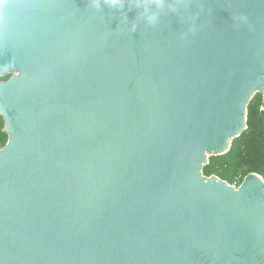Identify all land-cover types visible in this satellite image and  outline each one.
<instances>
[{
	"label": "water",
	"instance_id": "obj_1",
	"mask_svg": "<svg viewBox=\"0 0 264 264\" xmlns=\"http://www.w3.org/2000/svg\"><path fill=\"white\" fill-rule=\"evenodd\" d=\"M143 11L0 0V264H264V179L203 173L264 111V0Z\"/></svg>",
	"mask_w": 264,
	"mask_h": 264
},
{
	"label": "trees",
	"instance_id": "obj_2",
	"mask_svg": "<svg viewBox=\"0 0 264 264\" xmlns=\"http://www.w3.org/2000/svg\"><path fill=\"white\" fill-rule=\"evenodd\" d=\"M9 78H0V81H7ZM261 106L262 95L257 94L248 106L247 130L232 141L228 153L209 159V165L203 170L205 176L215 175L236 187L251 173L264 179V111ZM4 127V119L0 117V149L8 141Z\"/></svg>",
	"mask_w": 264,
	"mask_h": 264
},
{
	"label": "clouds",
	"instance_id": "obj_3",
	"mask_svg": "<svg viewBox=\"0 0 264 264\" xmlns=\"http://www.w3.org/2000/svg\"><path fill=\"white\" fill-rule=\"evenodd\" d=\"M100 2L101 0H96L97 4ZM127 2L128 0H103V3L108 4L112 8L118 9H123ZM134 3L137 8L144 9L142 15L146 18L147 22L154 24L159 19V14L157 12H152L151 7L154 5L157 9H163L166 0H134Z\"/></svg>",
	"mask_w": 264,
	"mask_h": 264
},
{
	"label": "rangeland",
	"instance_id": "obj_4",
	"mask_svg": "<svg viewBox=\"0 0 264 264\" xmlns=\"http://www.w3.org/2000/svg\"><path fill=\"white\" fill-rule=\"evenodd\" d=\"M233 186H235V185H233Z\"/></svg>",
	"mask_w": 264,
	"mask_h": 264
}]
</instances>
